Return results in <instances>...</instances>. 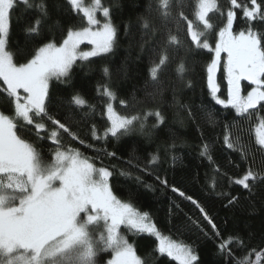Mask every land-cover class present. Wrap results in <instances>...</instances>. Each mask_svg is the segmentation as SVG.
Here are the masks:
<instances>
[{"label": "snow or ice", "instance_id": "obj_1", "mask_svg": "<svg viewBox=\"0 0 264 264\" xmlns=\"http://www.w3.org/2000/svg\"><path fill=\"white\" fill-rule=\"evenodd\" d=\"M158 18L167 22L171 16L173 4L182 8V0H154ZM66 3L76 13H82L86 26L80 28L69 27L66 36L59 45L49 41L35 47L26 62L17 63L13 51L9 50L11 17L20 6L25 10L36 9L39 13L34 21L24 28L26 40L34 39L40 33L44 19L49 17L46 0H0V81L5 87L0 92L6 93L14 105V115L10 116L0 111V264H97L99 252H111L107 264H145L137 255V248L121 232L125 227L134 234H148L158 242L155 251L166 254L178 264H199L198 253L188 244L171 240L164 236L152 222L148 212L140 211L129 200H123L114 194L109 180L113 175L107 167H97L95 163L83 156L74 148H65L61 143L59 130L68 134L73 140L79 139L72 131L70 124L62 122L49 112L51 101L49 82L52 79L66 80L77 61L89 62L90 58L111 54L119 39V29L114 23L110 6H105L102 0H91L87 6L83 0H66ZM59 9L60 5L54 4ZM153 0H149V16L153 10ZM239 10V12L237 11ZM219 12L223 17V26L216 33L215 46L207 39V33L214 29L209 14ZM100 13L103 21L97 18ZM149 16L139 18L140 28L147 34L150 30L155 33L158 29ZM194 16L203 30H199L192 20L180 12V18L187 22V35L196 50L204 49L214 53L211 61L206 65L208 93L217 105L225 109L235 110L236 116L242 120L247 117L251 121L253 110L258 106L264 108V29H260L253 22L264 25V0H228V7L222 9L218 0H196ZM242 17L246 28L235 32L234 21ZM131 30L125 26L126 36ZM91 45V49L81 51L83 43ZM177 35L169 32L166 47L156 49L158 60H153L149 68V76L153 83L160 81L161 73L166 67L169 56L167 47L179 46ZM145 51L141 45V52ZM221 53L226 54L222 58ZM227 80V98L218 95L220 86L216 81V72L221 62ZM181 75L186 71L183 61L178 65ZM118 71H126V65H121ZM106 78H111L108 66L103 68ZM241 81H247L251 90L246 95L241 94ZM188 87L192 82H187ZM20 90L24 95L20 94ZM98 92L108 99L105 106L108 126L103 131V138L119 139L130 134L139 124L140 131L145 130L147 120L154 116L157 127L164 123L165 117L160 110L149 109L142 115H121L113 107L111 101L117 99V94L106 83L98 86ZM161 89L152 93L160 94ZM69 107L95 111L94 105L79 93L69 100ZM122 105L127 101L121 100ZM181 107H185L181 105ZM192 117V112H188ZM209 123H215L211 112L207 113ZM56 126L47 134L56 145L52 153V160L45 164L41 153L33 143L18 133L17 121L24 125L34 124L38 138L46 130L44 122L35 118H43ZM66 119H74L69 111ZM258 123L254 126L256 151L261 157L260 167L254 168L255 157L251 163L248 157L252 155L250 149L241 142L240 136H233V124L225 125L223 144L227 149L238 151L241 160L248 166L242 175H229L222 171L210 152V144L201 145L200 156L205 157L212 166L211 175L205 174L207 187L215 192L227 209L242 207V198L249 202L250 214L255 213V205L251 198L256 195L254 188L257 184H264V117H256ZM92 138L100 140L102 137L95 125L91 129ZM84 143L83 140L80 141ZM174 146V145H173ZM115 156V153H108ZM159 157L152 156L150 164L155 165ZM175 160V157H173ZM232 165V160L227 161ZM241 168L240 164L235 165ZM121 175L131 178L132 173L122 171ZM156 180L165 188L189 201L198 210L203 221L210 227L211 234L205 230L199 220L188 217L193 226L199 228L205 237L219 240L218 251L231 259L234 258L232 245L245 248V240L238 234L224 237L220 228L202 205L199 199L186 194L176 185H170L167 178L156 176ZM137 183H142L139 176ZM226 181L228 190L216 191L218 183ZM239 186L243 192L233 195L232 186ZM154 190L151 185H144ZM132 194H130L131 197ZM179 208V205H175ZM170 212L172 209L169 210ZM103 222V231L93 234V228ZM252 237L249 235L248 239ZM264 243V239L261 241ZM254 256L255 259H251ZM236 264H264V248L255 247L243 259H237Z\"/></svg>", "mask_w": 264, "mask_h": 264}, {"label": "trees", "instance_id": "obj_2", "mask_svg": "<svg viewBox=\"0 0 264 264\" xmlns=\"http://www.w3.org/2000/svg\"><path fill=\"white\" fill-rule=\"evenodd\" d=\"M39 2L40 0H35V3ZM46 3L50 15L44 19L40 33L31 40H26L24 28L37 18L38 11L25 10L20 6L12 14L9 50L16 53L17 63L26 62L32 50L42 43L52 41L59 45L69 27L78 29L86 26L83 14L74 12L66 0H46ZM102 3L112 8L114 23L119 29V39L113 52L92 57L89 62L77 61L66 80L52 79L49 82L50 114L70 124L72 131L79 136V139L73 140L59 130L61 143L65 148L79 150L97 167L109 168L113 173L109 183L114 194L123 200L131 198V202L140 211L148 212L162 235L190 245L199 255V264H236V260L243 259L252 248H264V243L261 242L264 239V184H257L254 188L256 195L251 198V203L255 205V213L250 214L249 202L243 198L242 207L226 210L222 206L226 201L211 192L205 180V174L211 175L212 170L209 161L200 156L201 145L205 142L210 144V152L216 163L229 175H242L243 169L248 166L241 160L238 151L227 149L223 144L226 124L234 125L231 128L233 136H240L241 142L250 149L252 155L248 157L249 163L254 156L253 167L258 169L261 166V157L256 151L258 146L255 145L254 126L258 123L257 116L264 117V108L258 106L257 110H253L251 121L247 117L242 120L236 116L234 109H225L211 98L206 86V65L213 57L212 52L195 49L187 35V22L180 18V12L183 11L199 30H203V25L199 24L194 16L196 0H182V8L173 4L171 16L166 23L158 18L154 0L150 16L149 0H102ZM218 3L222 9L226 10L228 7V0H218ZM54 4L60 5L59 9L54 7ZM141 16H149L158 30L155 33L151 30L147 34L143 33L139 21ZM209 19L215 27L207 33V39L214 47L216 33L223 26L224 20L216 11L209 14ZM253 23L264 29V25ZM126 25L131 26L127 36ZM245 28L246 22L242 17L234 21L235 32ZM169 32L178 36L180 44L167 47L168 63L161 73L160 81L153 83L149 68L153 60H158V53H154L152 49L166 47ZM141 45L145 48L143 52ZM181 61L186 67L183 75L178 70ZM121 65H126V71H118ZM105 66L110 68V79L104 75ZM189 80L192 82L191 87L186 86ZM106 83L117 94V99L111 103L119 114L142 115L149 109H158L165 117L164 123L153 127L156 120L152 116L148 118L143 132L137 124L130 134L119 139L109 137L105 140L103 131L108 126V121L104 113L109 101L97 89ZM0 88H3L2 81ZM158 88L162 92L153 96L152 93ZM243 88L247 92L250 85L245 84ZM76 93L82 95L89 105H94L95 111H89L87 107L82 110L70 109L68 102ZM220 93L222 97L225 96L224 85L221 86ZM121 100L127 101V105H122ZM0 111L14 115V105L3 92H0ZM69 111L74 116L71 121L66 119ZM189 111L192 112V117H189ZM208 112L212 113L214 124L209 123ZM35 119L46 125V130L40 134V138L36 135L34 124L26 126L23 121H17L18 133L37 147L43 162L48 164L56 145L46 137L56 126L52 125L47 117ZM93 125L102 137L100 140L92 138ZM81 140L84 143H81ZM108 153H115V156H109ZM153 155L159 157L155 165L149 163ZM229 159L232 160V165H228ZM236 164H240L241 168H236ZM122 171L131 172V178L121 175ZM137 176L141 178L142 183H137ZM156 176L166 177L170 185H176L186 194L199 199L214 217L222 235L228 237L229 234H238L245 240L247 247L239 248L233 243L234 258L231 260L221 254L217 248L219 240L205 237L203 232L188 220V217L199 220L211 234L210 227L203 221L195 206L173 193L170 188L161 185ZM144 185H151L154 190H149ZM221 190H228L226 181L218 183L216 191ZM231 192L233 195H239L243 190L234 185ZM243 195L246 196L247 193L243 192ZM175 205H179V208ZM121 232L137 248V255L145 264H177L167 255L155 251V237L134 234L126 229ZM93 234H98V229L97 232L94 230ZM249 235L252 237L250 240ZM110 255V251L99 252L96 257L97 264H106ZM251 259L254 260L255 257L252 256Z\"/></svg>", "mask_w": 264, "mask_h": 264}, {"label": "rangeland", "instance_id": "obj_3", "mask_svg": "<svg viewBox=\"0 0 264 264\" xmlns=\"http://www.w3.org/2000/svg\"><path fill=\"white\" fill-rule=\"evenodd\" d=\"M88 1V2H87ZM83 3L85 4V6H87V5H89L90 3H91V0H90V2H89V0H83ZM82 14V13H81ZM99 15V18L98 19H101L102 21H103V17H102V15L100 14V13H98L97 14V16ZM198 22V21H197ZM199 23V22H198ZM91 49V45H88L86 42L85 43H83V44H81L80 45V50L81 51H87V50H90ZM212 55H214V53H212ZM221 57L222 58H224V57H226V54H224V53H221ZM216 81H217V83L219 84V86H220V89H221V86L222 85H224V89H225V96L224 97H222L221 96V93L219 92L218 93V95L220 96V98H222V99H226L227 98V88H228V86H227V80H226V74H225V72H224V68H223V61L221 62V64H220V66L218 67V69H217V72H216ZM245 84H248V82L247 81H241V85H242V89H241V94L242 95H246L247 94V92L249 91V90H251V85H250V88L249 89H247V92L244 90V85ZM249 85V84H248ZM3 87H5L4 85H3ZM20 94L21 95H24V93H23V91L22 90H20ZM235 111V110H234ZM52 160V159H51ZM103 227H104V225H103V222H101L100 223V225L98 226V227H94L93 229L97 232V229H98V232L99 231H103ZM128 230V231H130L129 229H127V228H125V227H121V230ZM93 230V231H94ZM130 232H132V231H130ZM146 234V233H145ZM158 243V242H157ZM112 255V254H111ZM110 255V256H111ZM166 255V254H165ZM111 258V257H110ZM109 258V259H110ZM175 261V260H174ZM177 264H178V262L177 261H175ZM106 264H107V262H106Z\"/></svg>", "mask_w": 264, "mask_h": 264}]
</instances>
